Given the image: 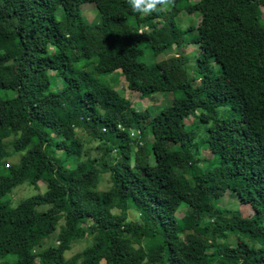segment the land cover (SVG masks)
Wrapping results in <instances>:
<instances>
[{"label": "trees", "instance_id": "obj_1", "mask_svg": "<svg viewBox=\"0 0 264 264\" xmlns=\"http://www.w3.org/2000/svg\"><path fill=\"white\" fill-rule=\"evenodd\" d=\"M182 12L195 23L178 25ZM186 43L199 48L190 71L183 52L142 60ZM116 72L171 99L154 114L122 106L97 77ZM232 197L247 216L223 206ZM198 250L264 264V0H171L147 15L128 0H0V264H221Z\"/></svg>", "mask_w": 264, "mask_h": 264}, {"label": "rangeland", "instance_id": "obj_2", "mask_svg": "<svg viewBox=\"0 0 264 264\" xmlns=\"http://www.w3.org/2000/svg\"><path fill=\"white\" fill-rule=\"evenodd\" d=\"M170 5H167L164 7V9L169 8ZM58 16L60 15V13H57ZM80 15H81V19L87 23V24H96L100 21V16L99 13L97 11V9L95 8V6L92 3H84L81 5L80 7ZM176 21L177 24L180 25L181 27H187L188 25H191L192 23L194 24V17L191 15H188L185 12L180 13L179 15L176 16ZM194 34L193 32H188L186 33L185 37L186 39H189L192 35ZM49 49H51L49 47ZM184 53L188 59L187 61V65H184V68H186L187 70L190 71L191 66L193 64V58L195 55H197L199 53V48L196 44H183L180 46H176L175 44H173L171 46V48L163 53H160L156 56L151 55L149 52H146L143 54L142 56V60H145L147 63H151L153 61H158L161 59H165L168 58L170 56L176 55L177 53ZM209 65H211L212 68V74L213 75H220L222 74V69L220 67V65L215 62L214 59L210 58L208 60ZM97 77H99L100 80L107 82L108 84H111L115 87V89L119 92L120 94V103L122 106H126L128 104V99H130L131 101V105L134 106L136 109L138 110H142V109H147L150 114H154L156 112H158L160 110V108H162L164 105H167L166 103L171 99L170 93L166 92V93H154V94H145V95H140L136 92H132V91H128L125 87V82L124 79L122 78L121 75H118V73L116 72L115 74H111V75H98ZM61 83V79L58 77H54L53 78V86L55 88L59 87ZM87 136L86 135H82V139L86 140ZM87 145H90V152L91 153H96V150H94V142L89 143ZM59 153V152H58ZM208 156V150H207V146L206 145H200L199 146V155L198 157H200V160L195 162L193 164L192 167V171L193 172H200L201 169L205 166V161L202 160L204 157ZM150 158V156H149ZM151 159V158H150ZM109 185V180H108V175L104 174L101 181L98 184V188L99 189H105L107 186ZM37 188L38 190L34 189V187H32L31 185H27L26 183H23L15 188L12 189L11 191V199H12V203H16L19 200L29 196L30 194H35L37 192H42L45 187L44 184L42 182H38L37 183ZM224 203L223 206L226 207H237L240 210H242V214L244 216H247L250 212V208L248 207L247 212L245 210V208L243 209L242 205L236 197H232L230 198L229 201H227V199H223ZM130 217H132V215L130 214ZM259 229L258 228H254L253 230H251L249 232V235L251 238L258 240L259 238ZM55 233L51 235L50 238H46L43 240L42 242V247H45L51 243H56L55 242V237H54ZM90 243V237L89 236H85L84 239L82 240H78L76 242H74L71 246V248L69 250H67L63 257H61L62 259L64 258H69L71 257L74 253L80 251L81 249H83L85 246H87ZM198 255L201 254L202 257H214L217 261H219L221 264H225L224 262H222L217 256L212 254H208V253H202V251L198 250L197 251ZM61 258H52L49 262V264H58V262L61 260Z\"/></svg>", "mask_w": 264, "mask_h": 264}, {"label": "clouds", "instance_id": "obj_3", "mask_svg": "<svg viewBox=\"0 0 264 264\" xmlns=\"http://www.w3.org/2000/svg\"><path fill=\"white\" fill-rule=\"evenodd\" d=\"M131 11L133 13H139L147 15L157 9V6H161L163 9L166 4L170 5L171 0H128Z\"/></svg>", "mask_w": 264, "mask_h": 264}]
</instances>
